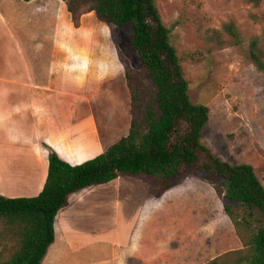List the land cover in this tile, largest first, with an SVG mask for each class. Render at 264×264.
I'll return each instance as SVG.
<instances>
[{"label": "crops", "instance_id": "crops-1", "mask_svg": "<svg viewBox=\"0 0 264 264\" xmlns=\"http://www.w3.org/2000/svg\"><path fill=\"white\" fill-rule=\"evenodd\" d=\"M14 1L34 12L38 22L33 34L24 17L9 21L0 11L4 29L21 40L18 70L9 63L0 75V85L9 89H3L5 104L0 106V128H5L0 131V157L5 153L6 165L0 164V196L9 199L39 195L49 150L72 167L81 165L113 145L114 131H128L130 122L124 70L107 34L83 28V19L76 28L61 0ZM62 86H67L66 93ZM15 118L19 138L9 132ZM11 150L27 158L20 161L21 174L14 173L16 164L7 157ZM8 164L17 179L11 178ZM28 181L31 185L23 187ZM188 181L158 197H151L143 182L130 178L73 194L55 218L54 241L42 264H179L181 247L172 251L171 241H166L175 216V194L169 193L185 189ZM188 186L198 192V199L203 193L207 201L215 198L210 185L208 191L192 182Z\"/></svg>", "mask_w": 264, "mask_h": 264}, {"label": "rangeland", "instance_id": "rangeland-1", "mask_svg": "<svg viewBox=\"0 0 264 264\" xmlns=\"http://www.w3.org/2000/svg\"><path fill=\"white\" fill-rule=\"evenodd\" d=\"M154 4L162 24L169 30L170 44L176 50L188 83L190 102L209 109V122L202 133V144L226 163L250 165L264 187V73L255 68L249 52L253 38L258 37L264 44V2L258 7H253L247 0H154ZM89 10L90 4L79 9L76 26L81 27L80 20L83 19V28L106 33L113 44L111 29L99 22ZM0 11L9 21L24 17L27 31L36 33L38 19L29 8L14 0H0ZM228 23L234 24L239 44L231 43L224 32L223 26ZM4 28L1 19L0 75L5 74L6 64L12 63L13 71L18 70L20 64L19 35L11 37ZM116 38L119 40L118 36L114 40ZM120 39L119 48L113 45L124 77L127 70L132 75V88L141 103H146L152 89L146 75L137 67V55L130 51L129 27L121 29ZM4 88L8 89L0 85L2 107L5 104ZM61 91L66 93L67 86H62ZM7 109H10L9 106ZM0 119L3 120V117ZM12 125L8 131L19 138V119L15 118ZM127 127L130 128L129 121ZM4 129L1 127L0 131ZM125 131L115 130L111 143L126 137L129 129ZM16 152L9 151L7 157L16 164L13 166L14 173L21 174L20 161H27V158L25 154L17 155ZM2 156L0 164L5 165L2 162L5 157ZM188 178L190 181L185 183V189L169 193L175 194L172 234L166 238V241H171L169 248L174 251L176 247H181L177 255L182 257L179 264H211L218 257H225L224 264H238L239 258L247 254L251 235L264 225V218L255 209L247 210L227 202L233 212L234 226L223 210V198L217 196L213 187L204 182L200 174H192ZM31 182L23 184V187L27 188ZM191 182L205 191L210 185L215 198L207 201V195L203 193V199H198V192L191 186L187 187ZM164 198H169V195ZM168 205V202L164 203L165 211ZM179 239L181 244L177 241ZM17 249V241L10 235V228L0 224V264Z\"/></svg>", "mask_w": 264, "mask_h": 264}, {"label": "trees", "instance_id": "trees-1", "mask_svg": "<svg viewBox=\"0 0 264 264\" xmlns=\"http://www.w3.org/2000/svg\"><path fill=\"white\" fill-rule=\"evenodd\" d=\"M61 1L76 28L79 9L90 4L89 11L111 29L116 48L121 44V29L129 27L130 51L137 55V67L146 75L152 91L149 101L141 103L131 86L132 75L126 70L131 116L128 135L94 159L74 167L49 150L47 177L37 197L0 196V224L10 228L18 246L2 264H42L54 241L55 218L68 206L69 197L117 178L141 181L151 197H158L190 175L200 174L223 198V210L234 226L227 202L255 209L264 218V187L254 169L226 163L202 144L209 109L190 102L188 83L154 0ZM247 2L258 7L264 0ZM223 30L231 43L239 44L234 24H225ZM115 36L119 40H114ZM249 52L255 68L264 73V44L258 37L251 40ZM246 253L239 262L236 260L238 264H264V225L251 235ZM224 259L218 257L211 264H224Z\"/></svg>", "mask_w": 264, "mask_h": 264}, {"label": "bare ground", "instance_id": "bare-ground-1", "mask_svg": "<svg viewBox=\"0 0 264 264\" xmlns=\"http://www.w3.org/2000/svg\"><path fill=\"white\" fill-rule=\"evenodd\" d=\"M9 165V164H8ZM13 165V164H12ZM6 166V165H5ZM10 166V165H9ZM9 166H7V168L9 167ZM12 168V166H10L7 170H9L10 171V169ZM11 172V171H10ZM11 175L13 174V173H10ZM14 175H12L11 176V178L13 177ZM18 178V177H17ZM17 178H15V177H13L12 179H17Z\"/></svg>", "mask_w": 264, "mask_h": 264}]
</instances>
